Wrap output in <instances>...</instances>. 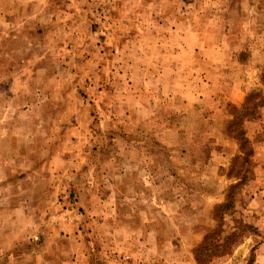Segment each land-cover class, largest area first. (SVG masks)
<instances>
[{"label": "rangeland", "instance_id": "rangeland-1", "mask_svg": "<svg viewBox=\"0 0 264 264\" xmlns=\"http://www.w3.org/2000/svg\"><path fill=\"white\" fill-rule=\"evenodd\" d=\"M259 96L264 0H0V264H264Z\"/></svg>", "mask_w": 264, "mask_h": 264}, {"label": "trees", "instance_id": "trees-1", "mask_svg": "<svg viewBox=\"0 0 264 264\" xmlns=\"http://www.w3.org/2000/svg\"><path fill=\"white\" fill-rule=\"evenodd\" d=\"M253 96H255V92L249 93L245 98V102L242 108L237 110L239 113H241V115L242 114L245 115V113H248L246 110V105ZM258 104L264 105V96H259ZM230 122L232 121H229V123ZM239 157H240L239 154H237L234 156L233 160H236ZM237 185L238 183L232 184L229 187V191L228 194L226 195L225 201L220 204H216L214 207V214L215 216H220V221L223 220V215L226 213L227 210L230 209V206H232L231 205L232 196H233L232 192L234 191ZM243 227L247 229L249 232L255 231V229L251 225L244 224ZM221 231L222 230L220 228V225H218L217 227L209 230L203 235L202 240L196 245V247L193 250L194 258L197 264H209L213 258L223 256L229 253L231 249V244L229 245L228 241L226 243H222L218 239V236ZM235 235L236 232H231L225 238L230 239Z\"/></svg>", "mask_w": 264, "mask_h": 264}, {"label": "crops", "instance_id": "crops-1", "mask_svg": "<svg viewBox=\"0 0 264 264\" xmlns=\"http://www.w3.org/2000/svg\"><path fill=\"white\" fill-rule=\"evenodd\" d=\"M166 18V17H165ZM166 19H168V18H166ZM177 24H178V21L177 22H175L173 25H174V27H171V32H170V37H176V39H178L179 37H181V33H179L178 31H180L179 30V28H178V26H177ZM161 35H160V38L161 39H165L166 38V32H161L160 33ZM167 66H168V64H167ZM172 68L173 69H177V68H179V65H178V62H175L174 63V65L172 66ZM240 99H242V98H240ZM190 102H192V101H194L193 100V98L191 99V100H189ZM234 101V100H233ZM238 102V101H237Z\"/></svg>", "mask_w": 264, "mask_h": 264}]
</instances>
